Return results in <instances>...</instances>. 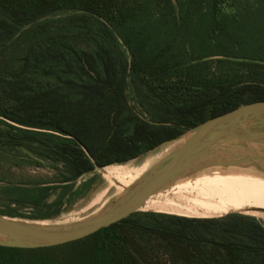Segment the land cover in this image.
Masks as SVG:
<instances>
[{
  "label": "trees",
  "instance_id": "trees-1",
  "mask_svg": "<svg viewBox=\"0 0 264 264\" xmlns=\"http://www.w3.org/2000/svg\"><path fill=\"white\" fill-rule=\"evenodd\" d=\"M225 1L0 0V148L63 167L53 183L1 186L0 215L54 218L96 166L264 101V0L234 13ZM171 212L135 211L54 246L0 245V264H264L255 216Z\"/></svg>",
  "mask_w": 264,
  "mask_h": 264
},
{
  "label": "water",
  "instance_id": "water-1",
  "mask_svg": "<svg viewBox=\"0 0 264 264\" xmlns=\"http://www.w3.org/2000/svg\"><path fill=\"white\" fill-rule=\"evenodd\" d=\"M176 141H180L176 148L149 166L131 185L123 188L124 195L96 215L71 223H42L39 221L45 220L0 215V245L38 248L85 237L139 211L149 197L184 174L208 167L247 166L264 174V101L244 104L203 121L144 154ZM140 156L143 154L138 156V163L143 158ZM103 168L96 166L99 171ZM258 211L264 213V209Z\"/></svg>",
  "mask_w": 264,
  "mask_h": 264
},
{
  "label": "rangeland",
  "instance_id": "rangeland-1",
  "mask_svg": "<svg viewBox=\"0 0 264 264\" xmlns=\"http://www.w3.org/2000/svg\"><path fill=\"white\" fill-rule=\"evenodd\" d=\"M247 1L250 2V5H255L253 0H226L223 5V9L229 13H234L240 7L241 3L245 4ZM234 2L236 3L234 4ZM130 92L131 90L129 89L127 95L130 99V104L133 106ZM179 143L180 141H176L174 143L164 145L155 152L143 154V158L141 156L140 158L144 161V159L160 154L161 152H165V154H167L176 148ZM157 160L158 158L153 160L150 166L155 164ZM138 161L139 157L131 159L124 164L139 166L140 163H138ZM62 170L63 167L61 163L38 156L26 148L11 146H4L0 148V187L5 185L53 183L62 178ZM86 179H92L91 187L87 193L83 197L74 201L70 206L64 208L58 216L46 219L45 221L48 223H71L88 218L108 208L112 201L117 200L125 193L124 189L118 190L116 184H110L111 181H107L103 177L102 172L97 169L91 173L85 174L77 180V183ZM240 183L247 185L246 189L243 190L240 186L235 185L232 182H227L225 179H222L221 176L217 175L204 176L203 174H184V176L172 182V185L169 184L164 189L154 194V196L156 195V198H161L162 200L172 203L187 202L186 205L174 210L168 209L166 211H156L140 209L139 211L161 213L178 211L171 212L173 214H184L179 212L182 210L198 212V214L203 212H221L226 214L238 212L255 216L264 225V213L258 211V209H264V207H262L257 201L246 197L247 195H250V193H253L256 190V187L264 184V174L253 169H247L245 170L244 177L240 180ZM240 195L252 204L245 205L244 207L239 206L235 202H231L230 205L228 204V200L230 198L238 197ZM54 198L55 195L51 196L49 200H53ZM222 198L227 200H221ZM258 198L263 200L261 197ZM219 200H221L220 203H211ZM5 203L6 201L0 198V206ZM200 203L206 205H201ZM193 204L201 206H193ZM22 210L25 211L27 209Z\"/></svg>",
  "mask_w": 264,
  "mask_h": 264
},
{
  "label": "bare ground",
  "instance_id": "bare-ground-1",
  "mask_svg": "<svg viewBox=\"0 0 264 264\" xmlns=\"http://www.w3.org/2000/svg\"><path fill=\"white\" fill-rule=\"evenodd\" d=\"M164 155H166L165 152H161L160 154L153 155L152 157L146 158V159H144V161L140 162L139 166H135L132 164L105 166L101 170V172H102L103 177L107 181H111L110 184H116L117 189L121 190L124 187H128L129 185H131L151 165L153 160H155L157 158L159 160V159L163 158ZM197 174H203L204 176H211V175L212 176H214V175L221 176L222 179H225L227 182H232L235 185L240 186V188H243V190L246 189V187H247V185L240 183V180L243 177H240V176H238V175H236V174H234V173H232L226 169L218 167V166L217 167H208L206 169H203L202 171H198L196 173H190L187 175H197ZM170 185H172V184H170ZM189 191H190V189H189ZM162 193H164V192H162ZM246 197L257 201L262 207H264V201H263L264 200V188L263 187H261V186L256 187V190L253 193H250V195H247ZM258 197L263 198V200L258 198ZM221 200L226 201L227 199L222 198ZM221 200H219L217 202H211V203H220ZM231 202H235L236 204H238L241 207H244L245 205H251L252 204L247 199H245L242 195H240L238 197L230 198L228 200V204L230 205ZM186 204H187V202H185V203H181V202L172 203L169 201L162 200L161 198L160 199L156 198V195L155 196L153 195L146 200V202L141 207V209L166 211L168 209H172V210L179 209ZM201 205H206V204H201ZM201 205L193 204V206H201ZM182 211H188V210H182ZM207 213H210V212H203V213H199V214H207ZM185 215H187V214H185ZM194 215H198V214H194ZM39 222L47 223L46 221H44V222L39 221Z\"/></svg>",
  "mask_w": 264,
  "mask_h": 264
}]
</instances>
